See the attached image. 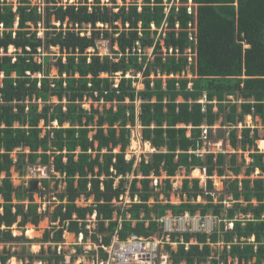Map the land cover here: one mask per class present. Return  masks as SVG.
I'll use <instances>...</instances> for the list:
<instances>
[{"label": "trees", "instance_id": "16d2710c", "mask_svg": "<svg viewBox=\"0 0 264 264\" xmlns=\"http://www.w3.org/2000/svg\"><path fill=\"white\" fill-rule=\"evenodd\" d=\"M15 1L0 0V264L14 258L66 264L58 251L66 233L83 236V243L90 239L105 257L102 246L116 235L126 240L158 232L151 215L160 218L167 210L177 216L202 210V217L213 211L231 224H221L211 236L184 235L186 243L198 244L172 252L174 264H264V152L258 148L260 140L264 151V136L244 123L252 116L264 124V0H121L122 6L114 0L110 6L101 0ZM100 40L109 42L106 56H100ZM54 49L60 57L52 56ZM51 68L56 77H50ZM221 117L230 125L227 140L234 151L228 164L227 154H199L202 126L211 132ZM137 125L155 150L135 169L136 159L127 160L126 152L129 127ZM17 151L22 153L15 160ZM26 163L55 175L16 188L12 169L23 175ZM199 169L207 172L205 188L189 178ZM226 170L234 179L225 190L232 206L224 218L223 205H214L211 178ZM182 171L187 179L175 194L188 200L159 204L160 195L170 198L171 179ZM162 176L164 186H151ZM37 183L40 197L51 192L52 183V192L64 186L48 196L56 206L49 214L33 204ZM126 196L132 204L119 206ZM199 197L207 204H195ZM90 199L89 205L77 204ZM46 214L50 228L41 239H28L26 225L36 226ZM209 240L223 243L214 256ZM32 244L40 245L36 254L7 248ZM84 255L95 252L77 246L71 261Z\"/></svg>", "mask_w": 264, "mask_h": 264}, {"label": "rangeland", "instance_id": "374dc122", "mask_svg": "<svg viewBox=\"0 0 264 264\" xmlns=\"http://www.w3.org/2000/svg\"><path fill=\"white\" fill-rule=\"evenodd\" d=\"M93 0H90V2H92ZM103 2V4H107L108 6H110V0H101ZM116 2L117 6H122V1L121 0H114ZM33 4H38L40 5L42 0H32ZM63 3L66 2V0H62ZM74 0H71L70 3H73ZM132 2V0H126V3H130ZM14 4H16V1L14 0ZM91 32L89 31L88 35H90ZM99 45V50H100V56H106L108 54V46H109V42L106 40H100V42L98 43ZM10 52H14V49H11ZM52 52V56L53 57H60L59 55V51L54 49L51 51ZM149 57H151L152 54V50L147 51ZM46 56V55H44ZM44 56H38L36 57L37 60L40 61L41 58H43ZM49 75L50 77H56L57 75V71L54 68H51L49 71ZM130 77H133V75H130ZM140 78L142 77L141 75L139 76ZM143 86L138 84V89H142ZM180 101H182V99H180ZM95 107L97 106L98 108L102 107V104H95ZM90 104L86 105L87 109H90ZM215 111L217 112L218 109H215ZM244 123H247L248 126L251 127H258L259 128V133L261 136H264V124L262 122V120L260 118H253L252 116H247L245 117ZM206 125V124H204ZM241 127V126H239ZM130 128V138L132 137V131H138L140 133L139 136H135L133 137L127 152H126V159L131 160V159H136L135 161V169H137L139 167V164L141 162V159L145 156L147 160H150L152 157V154L154 153V150L151 145L150 148L148 146V143H144V141L142 140V129L139 125H137L136 127H129ZM230 129V125H224L223 123V118H219V121L213 126L212 131L210 132V130L208 131V139H206V143L204 144V147L201 150V153L206 155L208 153H215V154H227L225 162L226 164H228L229 160H230V154H233L234 151L232 150V148L229 146L228 144V130ZM93 135V133L91 134ZM259 141L258 140V148L260 149V151L264 152L263 150H261L260 145H259ZM28 152V151H27ZM116 153H118V150L115 151ZM22 153V151H17L16 153L13 154L14 159L17 160L18 158V154ZM241 152L239 151L238 154H240ZM254 153V152H252ZM245 161H247V164L252 162V158L250 157L249 153H245L244 155ZM242 158H239V161L241 162ZM28 165L27 163L24 166V174L21 175L18 170H16V168L12 169V177H13V184L14 187H23L25 186V188H27L28 186V182L30 181H34V180H42V179H51V177L53 175H55V173L51 170L48 169V167H43L41 165H34V166H26ZM227 167V166H226ZM35 169L36 171V177L33 178L31 175V170ZM196 171V170H195ZM194 171V172H195ZM194 172L191 174V176L189 177L190 179H199L200 181V185L201 187L205 188L207 185V172L206 171H200L198 175H194ZM259 173V171H257L255 173V176ZM129 180L132 181L135 177L134 175H130ZM140 179H142V177L139 176ZM238 178H242V173H240L238 175ZM187 179L186 178V172L182 171L180 172L175 178L171 179V184L173 186V190L174 192H172L170 198L168 199L166 197V195H160L159 196V204L161 203L162 205L166 206V205H177L179 206L184 200V202H186L188 199V197H184L181 198L179 195H176L175 192L180 191V189L183 186V181ZM213 181V186H214V194H213V199H214V205H223V207H219V209H221L223 212L221 214L222 217L225 218L226 215V211L228 208H230L232 206V199L230 196H226L225 195V190L228 187L230 180L234 179V176L232 175V173L228 170L225 171V176L223 177H218L216 174L214 177L211 178ZM263 179H264V175H263ZM158 180V184L161 183V185L164 183L163 181L166 180L165 176H162L161 178H153V183L151 184V186H155V181ZM115 185H117V182H115ZM191 186H193V184L191 183ZM41 184L37 183L36 184V189L37 191H32V197H33V204H36L39 206L38 211H46L48 214L53 212L55 209V205H50L51 203H53L52 198L49 199V195L50 194H55L56 192L62 191L64 189V186H59L58 191L52 192L54 190V183H52L50 185V189L51 192L47 195V196H43L40 197V193L38 192L41 189ZM141 187V186H140ZM122 201L120 203H118L119 206L121 207H129V204L131 203V199L130 197L126 196L124 198L121 199ZM136 201V199H135ZM15 204H18L19 202H17L16 200L14 201ZM91 203V199L89 200V202L85 203L84 200H79L77 201V204H79L80 206H86L89 205ZM151 206H153L154 204H156V202L154 201V199H151V201L149 202ZM26 205L29 204V201L25 202ZM195 204H207V202L203 199L200 198L197 200V202ZM201 211L202 210H198L196 212L195 215H197L196 217L200 218V226L195 227V222L194 225L191 226V228L194 230V232H205L208 233L209 235H212V233L214 232L215 229H219V227H221V224H224V227L226 228H231V224L226 223V219L222 220V218L217 217L213 214V211H211L210 213H208V215L206 217H202L201 215ZM172 211L167 210L166 211V215L171 214ZM199 214L201 215V217L199 216ZM165 215V216H166ZM163 216V217H165ZM152 219L155 220L156 222H158L160 219H162L163 217L158 218V216H153L151 215ZM90 220L92 221L90 223L91 228H93V226L95 225V219L92 217H90ZM57 224V223H55ZM52 224L49 221V216L46 214V216H44L39 222L38 224L35 226L33 224H27L25 227V235L28 239H41L43 234L45 233V230L47 228H50ZM16 228V227H15ZM29 230H32L33 236L29 237V235H31L32 233L29 232ZM15 234L16 235H20V233L18 232V230L15 229ZM218 234V233H217ZM81 238L76 237L75 235L72 234V236L70 237L69 235H64V243L58 247V251H62L64 258H65V263L66 264H91L92 263V259L93 256L92 255H85V256H80L78 258V260L76 259L75 262H72V256H74L76 254V247H86L87 251H94V247L90 245L91 240L88 239L87 243H83L80 240ZM196 244V242H193ZM194 244V245H195ZM210 247L212 249V254L211 256H214L217 252L219 253L222 250V243H220L219 241L216 244H212L209 243ZM37 247H35V246ZM53 247H55V245H52ZM203 247V245H202ZM4 248V246L0 245V250H2ZM9 249H12L13 252L19 253L20 255H26L28 252L34 253L36 254L39 249H40V245L39 244H32V245H18V246H13L12 245H8ZM44 248H48V244L44 245ZM84 250V248H83ZM25 263H28V260L25 261ZM10 264H22L21 262L17 261L15 258L11 260ZM33 264H42V263H37L34 262ZM210 264V263H207Z\"/></svg>", "mask_w": 264, "mask_h": 264}, {"label": "built area", "instance_id": "2783aa9c", "mask_svg": "<svg viewBox=\"0 0 264 264\" xmlns=\"http://www.w3.org/2000/svg\"><path fill=\"white\" fill-rule=\"evenodd\" d=\"M190 37L191 40H194L193 35ZM202 127L204 129L203 138L205 144L206 139H208L209 126L203 125ZM139 135L138 131H132L131 141L133 137ZM199 154L204 156L201 151ZM36 172L38 171L35 169L31 170L33 178L36 177ZM156 185H158V180L155 181ZM127 218L130 220L129 216ZM190 219L189 215L175 217L172 214H168L158 221L160 224L159 230L150 237L131 235L126 240H122L116 235L111 245L107 247L102 246L105 257H99L97 254L98 247L90 244L94 247L93 252H95L91 264H174L172 252H177L179 247L185 243L182 237L173 240L172 235L183 234L185 230H188V226L191 224ZM121 222L123 220H120ZM80 240L83 242L82 237ZM188 247L189 245L187 244V249ZM83 248L86 254L92 252L87 251L86 247Z\"/></svg>", "mask_w": 264, "mask_h": 264}, {"label": "clouds", "instance_id": "9594fccd", "mask_svg": "<svg viewBox=\"0 0 264 264\" xmlns=\"http://www.w3.org/2000/svg\"><path fill=\"white\" fill-rule=\"evenodd\" d=\"M75 1V0H74ZM140 126V125H139ZM141 127V126H140ZM16 160V159H15ZM128 160V159H127ZM44 167V166H43ZM200 170V169H199ZM200 171H202V170H200ZM42 180H45V179H42ZM34 181H41V180H34ZM129 197V196H128ZM200 198H202V197H199L198 199H200ZM131 199V198H130ZM135 199H137V201H135ZM134 199V202L135 203H138L139 202V199L138 198H135ZM132 202L133 201H131V203L130 204H132ZM194 203H196V202H194ZM129 204V205H130ZM172 215H174L173 213H171ZM186 215H189V217L191 218L190 220H191V224L188 226V230H185V232L182 234H179L180 235V237L179 238H183V240H184V243L185 244H183V245H181V246H185V249L187 250V251H189L190 250V248H191V246L192 245H194L195 243H193V242H196L195 240H192L191 242H189V243H186V241H185V238H184V235H186V234H193V235H195V234H207V235H209L208 233H205V232H194V230L191 228V226L192 225H194L193 223L195 222V227H198L199 225H200V218L199 217H196L197 215H194V216H192V215H190V213L189 212H187V213H185L184 215H178V217H183V216H186ZM175 217H177V215H174ZM199 216L201 217V215L199 214ZM202 218V217H201ZM204 218V217H203ZM195 220V221H194ZM135 223V222H134ZM191 230H193V232H191ZM219 230H220V227H219V229H215L214 230V232H216V233H218L219 234ZM213 232V233H214ZM213 233H212V235H213ZM211 236V235H210ZM82 237V241H83V236H80V238ZM210 243V240L208 241V244ZM187 244L189 245V247H188V249H187ZM198 243H196L195 245H197ZM210 245V244H209ZM180 246V247H181ZM222 246H223V243H222ZM201 247H202V245H201Z\"/></svg>", "mask_w": 264, "mask_h": 264}, {"label": "bare ground", "instance_id": "6f19581e", "mask_svg": "<svg viewBox=\"0 0 264 264\" xmlns=\"http://www.w3.org/2000/svg\"><path fill=\"white\" fill-rule=\"evenodd\" d=\"M149 145H150V143H148V146H149ZM149 148H150V146H149ZM199 172H200V170H196V171L194 172V175H198ZM35 247H37V246H35Z\"/></svg>", "mask_w": 264, "mask_h": 264}, {"label": "crops", "instance_id": "0c3cea01", "mask_svg": "<svg viewBox=\"0 0 264 264\" xmlns=\"http://www.w3.org/2000/svg\"><path fill=\"white\" fill-rule=\"evenodd\" d=\"M64 235H65V234H64ZM66 235H71V234H67V233H66ZM34 246H35V245H34Z\"/></svg>", "mask_w": 264, "mask_h": 264}]
</instances>
